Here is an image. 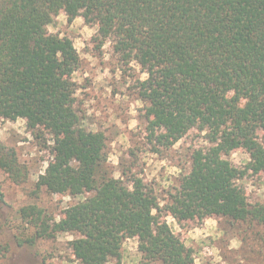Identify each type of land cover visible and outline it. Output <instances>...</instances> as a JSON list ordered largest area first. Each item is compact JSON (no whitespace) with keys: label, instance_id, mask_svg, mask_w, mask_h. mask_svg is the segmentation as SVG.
<instances>
[{"label":"trees","instance_id":"16d2710c","mask_svg":"<svg viewBox=\"0 0 264 264\" xmlns=\"http://www.w3.org/2000/svg\"><path fill=\"white\" fill-rule=\"evenodd\" d=\"M62 12L96 25L147 74L139 96L154 151L192 130L205 135L209 145L193 151L165 204L142 177L111 176L106 135L81 123L73 78L80 55L72 39L47 31ZM17 118L33 135L51 136L37 191L84 197L59 221L37 205L22 208L34 240L78 233L69 244L74 264L121 260L124 238L138 240L140 264H195L159 214L264 227V204H250L238 184L248 172L264 173V0H0V122ZM236 148L250 155L243 169L225 158ZM0 171L15 184L30 175L1 140ZM3 199L0 191V218Z\"/></svg>","mask_w":264,"mask_h":264},{"label":"rangeland","instance_id":"374dc122","mask_svg":"<svg viewBox=\"0 0 264 264\" xmlns=\"http://www.w3.org/2000/svg\"><path fill=\"white\" fill-rule=\"evenodd\" d=\"M47 31L72 39L80 55L81 64L73 76L77 83L75 108L85 128L106 135L107 171L124 182L132 174L142 177L165 204L167 190L177 184L182 172L189 170L193 151L209 145L205 135L192 130L170 149L160 146L159 151H154L147 138L144 102L139 96V81L147 78L141 66L124 60L115 52L114 40L102 39L98 27L86 24L82 17L70 22L62 12ZM0 140L14 148L21 163L30 170L23 184H15L0 171V191L4 196L0 264H74L69 244L80 237L78 233L63 232L50 239L34 240V227L20 214L22 208L37 205L59 221L66 208L84 198L51 194L44 188L37 191L39 175L52 159L51 136L33 135L26 122L17 118L0 122ZM258 140L264 143L263 132ZM225 158L243 169L250 155L236 148ZM238 184L250 204H264V173L248 172ZM159 219L192 250L195 264H264L263 226L234 223L220 216L179 222L165 212L159 214ZM122 244V259H112L108 264H140L138 240L124 238Z\"/></svg>","mask_w":264,"mask_h":264}]
</instances>
